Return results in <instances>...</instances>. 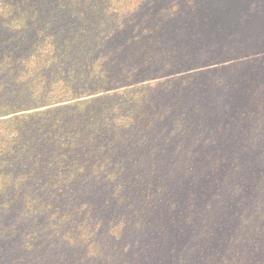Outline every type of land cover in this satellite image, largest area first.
Segmentation results:
<instances>
[{
  "label": "rangeland",
  "instance_id": "1",
  "mask_svg": "<svg viewBox=\"0 0 264 264\" xmlns=\"http://www.w3.org/2000/svg\"><path fill=\"white\" fill-rule=\"evenodd\" d=\"M108 2L0 0V58H25L33 42L69 40L90 25L97 11L108 10L106 22L100 23L127 22L126 35L135 41L148 36L142 33L155 12L152 25L162 24L157 33L163 34L166 20L178 15V4H185L146 0L139 10L132 3L122 10ZM206 2L216 16L205 15L202 6L200 13H189L190 19L173 24L165 35L176 47L164 55L170 66L149 80L153 84L144 95L145 100L156 98V107L168 103L167 120L156 123L166 131L148 135L137 146L127 184L111 202L98 194L102 190L95 179L74 192L87 191L94 197L88 225L95 232L85 241L78 235L80 228L72 229L84 220L83 212L70 227L72 223L59 225L46 211L29 214L26 206L23 210L18 204L0 205V264H264V47L256 48L264 46V0ZM227 7L229 14L224 12ZM145 11L150 14L138 24L135 19ZM216 20L222 24L219 30ZM198 32L206 53L192 50L199 46L193 42ZM165 41L161 36L155 43L161 46ZM150 56L159 63L165 58ZM191 57H199L198 64L189 66ZM226 66L230 68H222ZM225 83H236L242 91L220 92ZM94 135L102 138V133ZM103 135L108 139L103 151L108 152L117 142L105 130ZM121 136L123 146L142 140L130 133ZM96 140L93 147L99 145ZM151 168H162V176H168L156 191L147 189Z\"/></svg>",
  "mask_w": 264,
  "mask_h": 264
},
{
  "label": "trees",
  "instance_id": "2",
  "mask_svg": "<svg viewBox=\"0 0 264 264\" xmlns=\"http://www.w3.org/2000/svg\"><path fill=\"white\" fill-rule=\"evenodd\" d=\"M144 1L109 0L108 4L128 10L132 3L135 10H139ZM182 1L186 5L178 4V15L166 20L163 34L157 33L163 30L162 24L152 25L155 12L150 14L146 10L135 19L140 24L145 14H150L147 25L150 29L152 26V32L144 27L147 30L144 29L142 34L148 36L135 41L134 37L126 35L127 22L118 20L117 25L100 23L106 22L108 10L97 11L90 25L79 28L69 40L33 42L27 46L29 54L25 58H0V205L18 204L20 209L26 206L29 214L42 215L46 211L48 216L55 215L59 225L66 222L70 225L74 218H78L77 214L83 212L84 220L76 222V228L72 229L80 228L78 235L84 236L85 241L91 237L95 230L88 222L95 209V204L90 201L94 197H89L87 191L74 194L75 190L95 179V185L103 191L98 194L103 193L107 201L111 202L116 193L120 195L127 184L124 180L132 172L136 159L131 161L130 158L139 150L137 146L148 135H160L166 131L165 126L156 123L157 119L160 122L163 118L167 120L168 103L162 108L155 106L156 98L144 99L148 86L153 84L149 80L160 77L163 69L170 66L169 57L164 55L176 49L169 40L171 38L165 35L169 36V29L176 21L190 19L189 13H200L202 6L205 15L216 16L215 10L204 0ZM230 11L228 7L224 10L228 14ZM216 21L219 30L222 24ZM203 32L207 33L206 30ZM161 36L166 40L165 45L157 46ZM202 36V33H196L193 42H198L199 46L196 48L190 44L193 51L207 52ZM178 46L185 50V46ZM263 47L259 45L257 51ZM150 53L165 58L159 63ZM134 55L143 59L134 58ZM198 59L189 58L190 63L194 61L189 66L198 64ZM222 68L229 69L230 66ZM218 90L242 91L236 83H225ZM246 111L247 108L241 115L244 116ZM137 117L139 119L135 120ZM186 126L190 128V125ZM104 130L108 138L114 137L117 142L108 152L103 151L108 143V139L104 140ZM96 132L102 133L101 139H95ZM127 133L142 140H130L131 143L123 146L126 142L121 135ZM94 140L99 144L96 147L92 146ZM91 148L93 151L89 152ZM37 168L40 170L35 172ZM123 168H127L126 171ZM161 170H149L148 190L156 191L167 182V173L162 176ZM33 172L35 175L31 176ZM29 181L39 183L34 185ZM41 197L46 198L44 202L38 201ZM121 199L119 196L117 202Z\"/></svg>",
  "mask_w": 264,
  "mask_h": 264
}]
</instances>
